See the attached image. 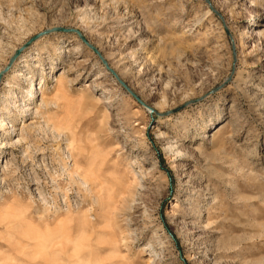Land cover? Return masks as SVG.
<instances>
[{
    "label": "rangeland",
    "instance_id": "374dc122",
    "mask_svg": "<svg viewBox=\"0 0 264 264\" xmlns=\"http://www.w3.org/2000/svg\"><path fill=\"white\" fill-rule=\"evenodd\" d=\"M62 27L157 114L77 35L33 43L13 67L44 104L0 88V264H264V0H0V69Z\"/></svg>",
    "mask_w": 264,
    "mask_h": 264
},
{
    "label": "bare ground",
    "instance_id": "6f19581e",
    "mask_svg": "<svg viewBox=\"0 0 264 264\" xmlns=\"http://www.w3.org/2000/svg\"><path fill=\"white\" fill-rule=\"evenodd\" d=\"M212 6L215 8V10H218L216 7H215V5L214 4H212ZM54 29V28H53ZM48 30H52V29H48ZM46 31V30H45ZM83 33V32H82ZM51 34H57V33H50V34H48V35H51ZM84 34V36L86 37V34L85 33H83ZM47 35V36H48ZM258 35V34H257ZM27 43V42H26ZM25 43V44H26ZM24 44V45H25ZM90 44H92L93 45V43H90ZM23 45V46H24ZM23 46L22 47H20L19 49H15L14 50V52H13V55L10 57V59L14 56V54L17 52V51H20L22 48H23ZM29 48V47H28ZM28 48H26L25 50H23L22 51V53H21V55L28 49ZM63 49H64V47H63ZM63 49H61V50H63ZM101 53V52H100ZM102 54V53H101ZM19 56L18 57V59L16 60V62L18 61V60H22L23 58H24V55L25 54H23L22 56ZM103 56V55H102ZM104 57V59L106 60V62L108 63V65L110 66V68L112 69V70H114V72H116V74H117V76H118V78L120 79V80H122L123 82H126L125 81V79H124V76L122 75V73H120V72H118V70L116 69V68H114V67H112L111 65H110V63L108 62V59L106 58V56H103ZM10 59H9V61H8V63L6 64V66L4 67V68H2V69H0V75L7 69V67H8V65H9V62H10ZM15 62V63H16ZM14 63V64H15ZM101 63V62H100ZM14 66V65H13ZM11 67L10 68V70L9 71H11V73L13 72V74H14V72H16L14 69L16 68V65H15V67ZM8 71V72H9ZM8 72H6L5 74H3V77H2V83H1V85H0V88H1V86H2V84H3V79H4V77L6 76V74L8 73ZM103 75V74H102ZM101 75V76H102ZM13 77H16L17 79H23V80H25L26 82H28L29 81V85H30V88H29V90H28V93H27V95H26V99H27V102H29V104L27 105L26 103L27 102H25V103H23L24 105L22 106V108L20 109V112H21V114L22 115H27V114H29L30 116L32 115V110H34V108H32L31 107V105L32 104H36V98H37V100H40V93H41V90H42V88H43V86H44V84H45V80H43V79H41L40 81H39V83H36V80L35 81H30L32 78H31V76L30 75H28V74H26V72H23V71H18V72H16V74H14L13 75ZM98 77H100V76H98ZM113 78V77H112ZM115 80L116 81H118L117 80V78L115 77ZM4 84H6V83H4ZM7 86L9 87V88H13L14 86L13 85H11V83H7ZM38 86H41L40 88H38ZM128 87H129V89L137 96V97H139L140 98V95L137 93V92H135L134 91V89H132V87L131 86H129V83H128V85H127ZM126 92V91H125ZM39 95V96H38ZM14 98H15V100L13 101V102H11L12 104H18L20 101H21V97L19 96V94L18 93H14ZM144 102V101H143ZM147 106H149L150 107V109H153L154 110V112H151L150 110H149V113H156L157 114V112H156V108L154 107V106H151V105H149L148 103H146V102H144ZM40 104H44V100H43V97H42V99L40 100ZM10 108V106L9 107H6V110H7V112H10V110H8ZM37 110V109H36ZM35 111V110H34ZM37 114V113H36ZM39 114V113H38ZM35 115V114H34ZM11 123L9 122V120H8V118H5L4 117V113H3V110L0 108V133H1V131H4L6 128H8V129H11V130H13V129H15L13 126H11L10 125ZM2 143V140L0 139V144ZM2 144H4V143H2ZM7 145H5L4 144V146H1V148H4V147H6ZM72 157V156H71ZM63 160V162H64V164H65V168H67L69 165H68V162H66L64 159H62ZM73 163V162H72ZM35 179V178H34ZM2 183V182H1ZM33 184H35V182H33ZM68 212H72V211H68ZM57 213H59V212H57ZM64 213H67V212H64Z\"/></svg>",
    "mask_w": 264,
    "mask_h": 264
},
{
    "label": "built area",
    "instance_id": "2783aa9c",
    "mask_svg": "<svg viewBox=\"0 0 264 264\" xmlns=\"http://www.w3.org/2000/svg\"><path fill=\"white\" fill-rule=\"evenodd\" d=\"M60 154H61L60 157L61 161L62 159H64L66 162H68L69 166L73 164L72 163L73 158L71 157V152L68 150L67 147L61 149ZM34 182H35L34 185L33 182L30 183L29 189L31 196L35 198L37 202L41 203L43 206H46L50 212L57 213V212L77 211L82 208L83 199L80 190L79 192H77L76 190L70 188V190L64 192L58 198L48 197L47 195L44 194L43 190H41L42 189L41 181L39 182L34 181Z\"/></svg>",
    "mask_w": 264,
    "mask_h": 264
},
{
    "label": "water",
    "instance_id": "95a60500",
    "mask_svg": "<svg viewBox=\"0 0 264 264\" xmlns=\"http://www.w3.org/2000/svg\"><path fill=\"white\" fill-rule=\"evenodd\" d=\"M50 33H70V34H75L79 37V39L89 48L91 49L101 60V62L105 65L106 69L114 76L117 78L118 82L133 96V98H135L142 106H144L146 109L150 110L151 112H154L153 109H150L149 106H147L142 100H140L139 97H137L127 86V84L125 82H123L122 80H120L116 74V72H114V70H112L110 68V66L108 65V63L106 62V60L104 59V57L102 56V54L100 53V51L92 44H90V42L86 39V37L84 36V34L82 32H80L78 29L76 28H54L52 30H46L36 36H34L33 38H31L20 51H17L14 56L10 59L9 65L7 67V69L0 75V85L2 83V77L3 74H5L6 72H8L10 70V68L14 65V63L16 62V60L18 59V57L21 55L22 51L25 50L26 48L30 47L33 43H35L36 41H38L39 39H41L44 36H47ZM186 106H183L182 108H184ZM182 108H179L177 110L171 111L168 113V115L173 114L178 112L179 110H181Z\"/></svg>",
    "mask_w": 264,
    "mask_h": 264
}]
</instances>
